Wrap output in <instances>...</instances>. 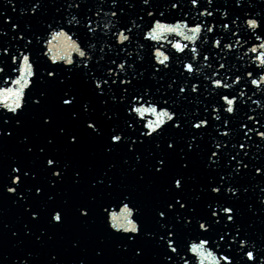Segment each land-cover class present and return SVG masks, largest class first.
I'll use <instances>...</instances> for the list:
<instances>
[{"label": "snow or ice", "instance_id": "obj_1", "mask_svg": "<svg viewBox=\"0 0 264 264\" xmlns=\"http://www.w3.org/2000/svg\"><path fill=\"white\" fill-rule=\"evenodd\" d=\"M53 0H28V8H21V14L31 12L33 15L39 14ZM147 6L144 8L145 14L151 18L149 24L145 25L146 32L143 36L148 40H167L168 34H178L187 41H195L204 31L212 33L215 25H208L206 22L194 23L189 26L188 21L179 19L174 23L166 22L164 12L159 10L160 4L155 0H140ZM169 9H176L180 5L173 0H164ZM213 0H207L208 5ZM236 6L246 7L243 0H233ZM12 11H16V3L9 0ZM111 10L105 15L115 18L116 23L121 22V16L118 13H124L125 8L120 0H110ZM191 5L199 7L201 0H190ZM107 0H88L86 6L81 0H54V11L58 14L62 10L85 9L81 18L85 21L83 28L84 38L73 39L69 31L64 27L54 30L50 33V38L44 43L48 46L47 54L55 64L57 60L64 59L71 65L66 71L71 74L80 72L83 77V84L89 88L95 100L103 105V111L99 116L96 115L97 109L91 98H82L77 87L72 84L71 76L63 78L55 69H45L43 73L34 65L31 54L28 51L32 43V37L16 52H10L9 46L0 45V53L6 55L11 61V74L0 76L7 86H0V144L9 139L17 140L22 145L23 156L11 155L8 170L0 178V194H10L9 199L12 205L22 208L21 215L26 219L23 223V231L26 236H35L36 241L41 243L53 239L54 229L64 228L73 219L81 224H88L92 221L97 207L101 210L104 220V227L108 236L98 235V240L103 244L109 237H115L111 240L114 250L121 254H130L133 264H235L236 255H240L243 264H264V251L256 248L255 243H251L249 237L238 225L240 209L235 204L228 201L240 198V194H246L249 189L240 184H233V179L248 170L250 161L246 162L248 152L237 151L227 157V163L231 169L225 175H219L210 181L202 191H209L216 194L215 199L207 202L206 214H197L196 207L192 200L186 195V189L189 176L186 172L193 166L195 157L201 154V142L198 137L203 133H208L213 124L216 125L214 131L221 137L220 142L214 143V148H208L204 153L202 163L206 168L212 169L220 165V161L225 158L223 148L228 147L231 141H226L229 136V122L235 116L239 105L238 97L229 91L228 94L220 95L222 101L219 108H212L211 105H205L204 109H197L196 113L185 112L180 114L178 100L180 98H161L159 101L151 95V89L145 88L143 93L129 92L128 86L132 84V79H122V76L128 75V69L132 67L128 63L127 57L122 62L120 52H116L115 58L108 56V63L103 65L104 71L98 68L104 56L90 65L93 60L95 44L91 43L96 38V27L93 26L94 17H99L106 6ZM128 8L136 6V0H124ZM154 11L148 10L153 8ZM95 9V11H94ZM4 13H0L3 16ZM184 15H187L185 13ZM200 16L211 17L213 13L204 8L199 13ZM161 17L157 19L156 17ZM223 16L229 18V13L225 9ZM255 18H249L245 21L247 26L253 30L264 28V15H256ZM63 18V17H62ZM143 20V17H140ZM239 19V17H237ZM12 29H19L18 24L7 17ZM55 23V21H54ZM67 25H79L81 20L76 15L66 21ZM111 23V21H109ZM235 23V21H232ZM104 24L103 28H108ZM115 27V24L113 25ZM221 27L229 28L228 23H222ZM52 28V24H48ZM187 29L190 34H185ZM132 30L126 24H121L118 31L112 33L116 41V47L121 51L126 50L131 45V37L126 33ZM91 33V36H88ZM0 35L7 36L6 31L0 30ZM105 37L107 33H104ZM235 35V33H233ZM256 35V39H261ZM37 41L39 36H35ZM207 39V37H205ZM14 41L25 40V33L17 31L13 36ZM79 41V42H78ZM171 46L183 54L189 45L181 41H169ZM215 47L231 49L233 44L222 43L221 39L212 41ZM239 43V40H237ZM111 51L113 45H107ZM142 49L145 44H140ZM75 51L80 58L79 64L70 58V53ZM193 54L198 52L196 47H191ZM254 55L252 60V71L245 70L246 77L256 78L250 80L251 85L260 86L264 83V43L259 48L250 49ZM58 54H53V53ZM100 52H104L101 47ZM62 53L63 55H60ZM130 55V54H129ZM149 56L154 57V75L159 76L158 87H165L164 76L161 72L167 70L171 63V56L166 54L161 47L151 49ZM137 58L139 57L137 54ZM205 61L208 60L204 56ZM82 65V67H81ZM159 65V67H156ZM208 67H211L209 64ZM224 67L223 64L220 65ZM187 73L198 72L192 62L183 64ZM5 73V67L0 66V74ZM218 75L214 72L213 76ZM36 78L39 81H46L54 85L50 91L47 88H41L32 93L35 87ZM187 80V88L177 85L175 81L168 82L166 90L173 89L172 97L176 93H184L182 97L187 100L188 93H198L199 87L191 79ZM192 79H197L195 75ZM211 85L216 89H230L232 84L241 82L240 75H234L232 84L225 83L222 79H213L207 77ZM119 88L113 92V87ZM14 85V86H13ZM26 89L28 90L26 92ZM31 93V94H29ZM240 97L244 92H240ZM127 96V99H126ZM255 103L259 104V101ZM123 104L124 119L122 125L119 123L120 114L118 110L109 105ZM29 108L33 109L31 116V126L42 131L48 132L40 142H37V136L29 134L26 129L30 126L25 120ZM214 112H222L225 117ZM145 114H155V120H147L145 123H138L137 117L143 118ZM206 114V115H205ZM230 114V115H229ZM248 121L260 125L261 121L253 116L247 117ZM240 128L245 131L242 135L252 147V138L248 133L260 137V142L264 143V131L259 127H252L248 123H241ZM171 129L172 132L183 133L185 129L188 132V138L183 135L177 138L176 135H166ZM38 135V134H37ZM150 143V147L142 151V146ZM260 144H256L259 148ZM235 149L237 145H232ZM239 149H244L245 144L239 143ZM92 162L83 164L80 160L74 159L69 153L80 154L88 152ZM35 153L42 159V166L37 168L30 164L24 158ZM116 159H103L113 157L114 154L121 152ZM257 161L260 156L254 157ZM102 161V166L97 164ZM141 165H143L141 167ZM120 168L121 171L131 174L133 177L135 192L117 190V179L114 170ZM95 174L90 175L87 180V190L81 197L75 200L71 206L67 201L63 204L55 203L56 189L61 188L65 181L70 179L74 187L79 188L84 182L86 170ZM252 172L256 179L264 181V162L253 164ZM113 173V174H110ZM215 185V186H214ZM152 189H158L159 195L150 202L146 201L144 194ZM259 203L264 205V187L259 188ZM135 193H141L143 199L138 198ZM227 193L228 201H221L220 194ZM113 195L120 201H127L118 205L119 211L109 212L102 203L98 201L104 197ZM41 199L47 202L46 207H41L38 203ZM198 200L199 197H194ZM147 208V215L145 210ZM252 205H249L251 210ZM43 221V223H42ZM195 224L196 231L199 233L194 240H185L184 232ZM9 225L5 224L4 228ZM38 229V234L33 231ZM19 230H13L11 235L17 236ZM203 237V238H201ZM264 238V237H262ZM72 248H79L81 240L79 238L71 241ZM105 249L97 247L96 256H103ZM191 254V255H190ZM59 253L52 251L49 253L46 264H63L59 259ZM34 253L28 251L26 255L17 257L14 264H33L32 257ZM72 264H85L83 259Z\"/></svg>", "mask_w": 264, "mask_h": 264}, {"label": "water", "instance_id": "obj_2", "mask_svg": "<svg viewBox=\"0 0 264 264\" xmlns=\"http://www.w3.org/2000/svg\"><path fill=\"white\" fill-rule=\"evenodd\" d=\"M16 3V11H12L11 4L9 0H0V13H4L0 16V30L6 31L7 36L0 35V45L9 46L10 52H16L19 50L23 44L27 42L29 37H32V43L28 47V51L31 54V59L34 65L39 68V72L43 73L45 69H55L63 78L64 76H71L72 84L77 87L82 98H91L97 109L96 115L99 116L100 112L103 111V105L95 100L89 88L85 87L83 84V77L80 72H73L69 74L66 70L71 67L70 64L64 59L57 60L55 64L47 54L48 46L44 43L45 40L50 38V33L54 30H59L60 27H64L69 34L72 35L73 39L84 38L85 31L83 24L85 21L81 18V14L85 13V9L74 10L67 9L62 10L60 14L54 11V0L53 3H49L45 9H42L39 14L33 15L31 12H25L21 14V8H28V0H13ZM86 6L88 5V0H81ZM174 3L180 5L176 9H169L164 0H155V3L160 4L159 10L164 12L163 19L168 23H174L179 19H184L188 21L189 26L194 23L206 22L208 25H215L214 31L208 33L204 31L200 34L199 38L195 41H187L178 34L172 33L168 34L167 40H148L146 41L143 32L147 31L145 25L149 24L150 19L144 12V8L147 6L143 5L140 0H136V6L133 8H128L124 4V0H120L121 5L125 8L124 13H118L121 16V22L116 23L115 18L110 15H105L111 10H115L107 0L106 6L103 8V12L99 17H94L93 26L96 28V38L91 41L95 44V51L93 60L89 63H95L99 60L100 56H104V60L98 65L101 71H104L103 65L108 63V56L115 58L116 52H120V59L117 63L122 62V60L127 57L128 63L132 65L128 69V75L122 76V79H132V84L128 86L129 92L127 95L138 92L143 93L145 88L151 89V95L155 97L157 101L161 98H180L178 100V107L180 114L185 112L189 113V118L191 114L196 113L197 109L201 112L205 105H211L209 111L212 108H219L222 101L219 99L220 95L228 94L229 91L236 95L239 100V105L234 117L230 119L229 122V136L225 138L226 141H231L228 147L223 148L225 158L220 161V165L216 168H206L202 163L204 158V153L207 152L208 148L213 147L215 142H220L221 137L214 131L216 125L213 124L212 128L209 129L208 133L201 134L198 139L201 142V154L195 157L193 160V166L186 172V175L190 177L186 189V195L192 200L196 207L197 214H206V204L209 201L215 199L216 194L209 191H202L206 188V185L215 179L219 175H225L231 170L227 163V157L229 155L235 154L237 151L243 153L248 152V157L246 162L250 161L248 170L242 172V174L233 179V184H240L247 187L249 191L244 194H240L238 201L232 200L228 201V194L221 193L220 200L228 201L233 203L240 209V216L238 218V225L242 227L243 231L251 237V243L249 248L251 249V244L255 243L256 248L264 251V205L259 203V188L264 187V181L256 179L253 172V164L264 162V143L260 142V137L254 136L252 133L248 135L252 138V147H249V142L242 135L244 129L240 128V124L248 123L252 127H259L261 131H264V83L260 86L251 85L250 80L256 78L255 74L253 77H246L245 70L252 71V60L251 58L258 54L252 53L250 49L252 47L259 48V45L264 43V28L253 30L247 26L245 21L249 18H255L256 15H264V0H243L247 5L246 7L236 6L233 0H213L212 4L209 6L207 0H201V5L199 7L193 6L190 0H173ZM155 4L153 8L148 10L154 11ZM207 8L211 11L213 15L211 17L205 15L200 16L199 13ZM227 9L229 13V18L223 16V13ZM95 11V9H94ZM187 13V15H184ZM72 15H76L78 19L81 20L79 25L72 24L67 25L66 21L71 19ZM7 17H11L12 21H15L19 26V31L25 33V40L14 41L13 36L17 34V29H12L10 27V22ZM63 17V18H62ZM143 17V20L140 19ZM239 17V19H237ZM157 19L161 17L157 16ZM55 21V23H54ZM111 21V23H109ZM235 21V23H232ZM222 23H228L229 28L221 27ZM48 24H52V28H48ZM104 24H108V28H103ZM115 24V27L113 25ZM121 24H126L131 28L130 33H126L131 37V45L126 48V50L121 51L116 47V41L112 36V33L118 31ZM185 34H190L187 29H184ZM104 33H107L105 37ZM235 33V35H233ZM88 33V36H91ZM256 35H260L261 39H256ZM35 36H39L40 40L37 41ZM207 37V39H205ZM215 39H221L222 43L233 44L231 49L223 47H215L212 43ZM181 41L189 45V49H186L183 54L177 52L169 43V41ZM239 40V43H237ZM79 42V41H78ZM111 43L113 45L111 51L108 49L107 45ZM140 44H145L144 48H140ZM162 50L171 56V63L167 70L160 73L164 76V81L161 83L165 84V87L160 88L159 92L156 91L158 87L157 81L159 80L158 75H154V57L149 56V51L157 47H161ZM196 47L198 52L193 54L190 49L191 47ZM101 47L104 48V52L101 53ZM58 54V53H53ZM63 55L62 53H59ZM130 54V55H129ZM143 57V59L137 58ZM204 56L208 57V60L203 59ZM70 58L79 64L80 58L78 53L72 51L70 53ZM192 62L196 69H199L195 73H187L183 68V64ZM211 67H208V65ZM223 64L224 67L221 68L220 65ZM0 66L5 67V73L0 74V76L11 74L15 76V73L11 72V61L6 55L0 53ZM82 67V65H81ZM159 67V65H156ZM216 72L218 75L213 76ZM195 75L197 79H192ZM234 75H240L242 77L241 82L238 84H232ZM188 77L193 83H196L199 87L198 93H188L187 100L182 97L184 93H176V97H172V92L175 90V85L173 89L166 90V85L168 82L175 81L177 85H182L187 88ZM207 77H212L213 79H222L225 83L232 84L230 89H216L214 85H211L210 80ZM0 86H7L2 79H0ZM14 86V85H13ZM41 88H47L50 91L54 89V85L49 84L46 81H39L36 78L35 87L32 88V93L37 92ZM119 88V82L117 86L113 87L112 91L117 92ZM28 90L26 89V92ZM244 92V96L240 97V92ZM31 94V93H29ZM127 99V96H126ZM259 101V104L255 103ZM171 103V99H169ZM114 107L115 110L119 111L120 121L122 125L124 119L123 104L119 105H109ZM34 110L29 108L26 113L25 120L30 126L26 129L29 134L37 136V142H40L43 137L48 132L42 131L34 126H31V116ZM206 115V114H205ZM215 115H220L223 119L225 114L222 112H214L212 119ZM230 115V114H229ZM253 116L261 121L260 125H255L254 122L248 121L247 117ZM155 114H145V117H137L138 123L143 124L147 120H155ZM38 134V135H37ZM166 135H176L177 138L183 135L185 139L188 138L187 129L183 133L172 132L171 129L166 132ZM244 143L245 148L239 149L238 144ZM260 144L259 148L256 144ZM232 145H237V148H233ZM150 143L146 142L142 146V151L148 149ZM91 149L88 152H82L80 154L69 153L74 159L80 160L81 163L86 164L92 162L90 159ZM122 154L118 152L114 154L113 157H106L103 159H116ZM18 155L23 156L22 145L18 143L17 140L9 139L3 144H0V178L8 170L10 163V156ZM260 156L261 160L257 161L254 157ZM28 163L34 164L37 168L42 166V159L35 153L31 156L24 157ZM98 167L102 166V161L97 164ZM143 165H141L142 167ZM95 174V169L92 171L86 170L84 176V182L79 188L72 185L71 180L65 181V184L56 189V199L55 203L63 204L67 201L68 206L79 199L87 190V180L90 175ZM113 174V173H110ZM115 178L117 179V190H124L127 187L128 191L135 192L133 177L131 174H127L121 171L120 168L114 170ZM227 179V176H226ZM215 186V185H214ZM138 198L143 199L141 193H135ZM10 194H0V264H14L17 257L23 258L28 251H32L34 256L32 257L33 264H46L48 260L49 253L52 251L58 252L59 259L63 261V264H72L73 261H79L83 259L85 264H133L130 254H121L114 250L111 245V240L116 239L115 237H109L105 243H101L98 240V235L108 236V233L104 227V217L99 209L96 208L92 221L88 224H81L73 219H70L69 223L61 229H54L53 239L47 240L45 237V242L41 243L36 241L35 236H26L23 231V223L26 219L25 216L21 215L22 208L19 206L12 205L9 199ZM159 195L158 189H152L147 191L144 196L146 201L150 202L153 198ZM194 197H199L198 200H194ZM127 201H120L115 195L112 197H104L98 201L102 203L105 208L111 211H119L118 205L122 206V203ZM41 207H46L47 202L43 199L38 201ZM252 205L251 210H249V205ZM147 215V208L145 210ZM43 223V221H42ZM9 225L8 228H4V225ZM19 230L17 236L13 237L11 232L13 230ZM34 232L38 234V229L34 228ZM199 233L196 231L195 224L192 225L190 229L184 232L185 240H194ZM79 238L81 240V246L79 248H72L71 241L73 239ZM203 238V237H201ZM97 247H103L105 253L103 256H96L95 249ZM191 255V254H190ZM223 264V262H221ZM235 264H243V260L240 255H236ZM251 264V262H249Z\"/></svg>", "mask_w": 264, "mask_h": 264}]
</instances>
